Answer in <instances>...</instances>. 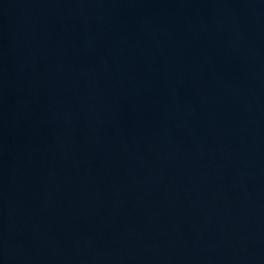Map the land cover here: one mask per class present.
I'll use <instances>...</instances> for the list:
<instances>
[{
	"label": "water",
	"instance_id": "water-1",
	"mask_svg": "<svg viewBox=\"0 0 264 264\" xmlns=\"http://www.w3.org/2000/svg\"><path fill=\"white\" fill-rule=\"evenodd\" d=\"M0 264H264V0H0Z\"/></svg>",
	"mask_w": 264,
	"mask_h": 264
}]
</instances>
